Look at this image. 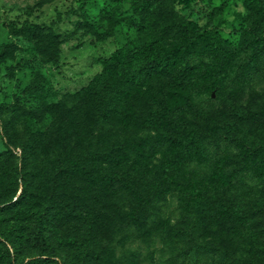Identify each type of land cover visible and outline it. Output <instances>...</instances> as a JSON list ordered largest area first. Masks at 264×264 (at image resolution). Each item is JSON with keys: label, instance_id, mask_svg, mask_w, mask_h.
Instances as JSON below:
<instances>
[{"label": "rangeland", "instance_id": "1", "mask_svg": "<svg viewBox=\"0 0 264 264\" xmlns=\"http://www.w3.org/2000/svg\"><path fill=\"white\" fill-rule=\"evenodd\" d=\"M137 1L0 0V229L32 201L34 214H49V242L72 264L87 254L91 264H264L255 261L264 256V10L259 0H170L155 2L146 24ZM172 12L200 28V43L144 84H126L124 72L100 80L111 101L123 99L129 121L102 132L100 100L84 89L116 50L153 37ZM26 22L34 34L20 31ZM165 36L163 49L181 42L174 31ZM161 115L152 127L138 124ZM170 122L188 141L200 133L203 148L166 143ZM112 142L127 152L123 162H61ZM90 172L126 180L100 192ZM144 180L169 186L127 220ZM189 201L200 217L197 242L181 232ZM226 206L231 218L213 220L210 212ZM8 253L21 259L35 250L28 236L0 234V263Z\"/></svg>", "mask_w": 264, "mask_h": 264}, {"label": "trees", "instance_id": "2", "mask_svg": "<svg viewBox=\"0 0 264 264\" xmlns=\"http://www.w3.org/2000/svg\"><path fill=\"white\" fill-rule=\"evenodd\" d=\"M169 1L170 0H138L134 4L133 9L141 18V21L148 24L147 14L150 13L149 10L155 2L167 4ZM259 2L264 10V0H259ZM170 18L171 19L168 23L165 22L153 26L156 29L158 28L157 33L154 34L153 37H148L145 40H131L127 46L116 50L105 62V74L98 75L84 89L83 95L94 98L97 96L100 100L96 117L102 126V132L106 133L109 129V125L112 124L114 120H116V122H118L123 128L127 129L129 121L124 110L120 109L123 99H118L117 97L115 102L111 101L109 98V93L111 92L109 85L99 89L100 80L104 79L106 76L124 72L126 76V81H124L126 84H144L146 81H152L155 75L164 74L166 70H171L175 68L178 63L185 61L188 53H190L192 49L200 43V35H198L199 30H196V28H200L197 25L183 21L182 19L176 17L173 12L171 13ZM208 25L215 31V36H217V27L214 23V15L211 13L208 15ZM20 31L28 34H34L36 27L32 23L26 22ZM172 31L178 34L181 42L174 43L175 45L169 49H163L162 45L166 39L165 35ZM164 114L166 117V114L169 113L165 112ZM163 116L164 115L158 116V118L154 120L149 119L148 117H143L138 124L145 128L152 127L159 122ZM165 130L167 131V135L165 137L166 143L168 142L169 144L183 146L189 151L191 150L189 145L190 143H193L196 149L203 148L200 133L196 131H192L190 133L189 136L191 137V141H188L187 136L184 134L183 136L177 135L175 126L171 124V122L167 124ZM127 156V152L124 150L121 143L112 142L103 149H94L91 153L88 152L82 157H69L61 160V162L63 165H81L82 162H87L90 159L93 160L97 158L99 160H103L101 164H104L110 162L111 158H118L120 162H123ZM242 157L246 158L245 156ZM86 180L90 186L98 189L100 192L106 193L115 191L114 184L119 182L123 183L126 179L123 174H119L111 179H104L103 177L99 178L97 175L90 172ZM143 184L144 193L137 197L140 201V205L134 207V212L127 217V220H132L137 214H140L142 212V207L153 205L156 199L162 196V190L169 186V183L166 182L161 185H154L146 180L143 181ZM23 199L24 196L22 195L18 197L15 206L21 207ZM0 211H2V208H0ZM34 212V204L30 201L29 209L19 211L15 220L10 223V225H6L4 229H0V234L5 241H26L28 236V241L31 242L35 253L21 259L18 256H13L11 253H8V259L0 264H72L66 260H62L59 257L56 248L49 242L46 229L49 214H44L42 212L34 214ZM186 212L188 226L186 229H181L182 235L190 241L197 242L198 238L196 237V230L199 225L198 218L200 217L198 210L194 207L192 201L188 202ZM210 215H212L213 220H226L231 218V207H221L220 209H216L212 214L210 212ZM2 223L3 222L0 224ZM208 248L210 250L212 246ZM193 249L196 248L188 247L186 249V255L191 256ZM217 249H219V247H217ZM262 252L264 253L263 249ZM84 260L85 262H83V264H91L92 259H90L88 254L85 255ZM255 261L264 262V256L263 258H255Z\"/></svg>", "mask_w": 264, "mask_h": 264}]
</instances>
